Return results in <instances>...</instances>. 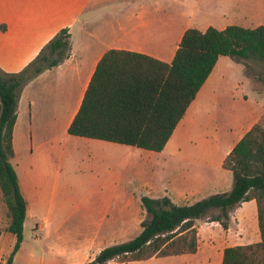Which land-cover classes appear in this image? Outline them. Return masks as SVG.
<instances>
[{
	"label": "crops",
	"instance_id": "1",
	"mask_svg": "<svg viewBox=\"0 0 264 264\" xmlns=\"http://www.w3.org/2000/svg\"><path fill=\"white\" fill-rule=\"evenodd\" d=\"M207 18L205 27L200 25ZM214 23L222 24L217 29L264 25V0H0V69L5 72L26 68L60 29L67 27L70 33L66 56L29 80L17 104L10 162L27 202L23 232L32 192L42 194L39 200L50 193L47 164H64L69 169L81 161L79 144L85 140L70 135L68 127L103 55L115 49L170 62L187 28L204 31ZM230 98L231 104L246 106L242 113L226 106ZM263 111L264 97L254 93L243 64L220 56L165 147L159 152H139L143 167L135 181L139 180L153 198L167 196L175 204L193 203L229 190L232 173L223 167V160ZM100 141L105 140L88 138L89 164H99L100 157L108 158L109 146ZM135 148L131 146L132 151ZM88 178L89 184L102 186L99 192L107 202L96 215L88 240H77V226L36 225L37 231L51 238L49 264H84L86 258L91 260L110 244L105 241L125 216V207H121L115 220L108 219L110 200L119 197L120 179L115 175L101 178L97 171ZM122 197L126 198L124 193ZM105 222L107 228L101 233ZM7 224L0 228V244L5 240L11 246L15 238L6 229ZM197 235L196 252L152 258H167L168 264H222L225 247L260 241L255 200L234 207L226 228L218 221H199ZM21 247L12 264H34L33 253L25 263L19 262ZM5 261L3 258L2 264Z\"/></svg>",
	"mask_w": 264,
	"mask_h": 264
},
{
	"label": "trees",
	"instance_id": "2",
	"mask_svg": "<svg viewBox=\"0 0 264 264\" xmlns=\"http://www.w3.org/2000/svg\"><path fill=\"white\" fill-rule=\"evenodd\" d=\"M69 28L60 29L19 72L0 69V193L8 216L6 229L15 238L4 264H12L23 241L27 202L10 158L17 104L25 84L54 67L70 47ZM220 56L246 66L257 58L264 64V25H228L204 31L187 28L170 62L146 55L108 50L98 62L72 119L68 133L159 152ZM232 173L229 190L193 203L175 204L167 196L143 195L145 211L133 238L102 248L84 264L127 263L194 253L198 222L218 221L227 227L229 212L242 201L255 200L260 241L227 246L222 264H264V113L237 141L223 160Z\"/></svg>",
	"mask_w": 264,
	"mask_h": 264
},
{
	"label": "rangeland",
	"instance_id": "3",
	"mask_svg": "<svg viewBox=\"0 0 264 264\" xmlns=\"http://www.w3.org/2000/svg\"><path fill=\"white\" fill-rule=\"evenodd\" d=\"M211 20L212 18H210V21ZM207 22H209V18L201 20L200 25L205 27L204 25H206ZM211 25L215 28L222 27L221 23H214ZM245 62L246 66L242 64L245 68V74L251 82L254 93L260 96L263 95L264 97V64L257 58H251ZM238 63L240 65V62H237V64ZM241 85L242 84H240V86ZM223 104L224 103L221 102L222 106ZM225 104L238 114L243 112L242 107H246L244 104H231V98L230 101L228 103L225 102ZM204 105L208 107V103H204ZM75 138L77 140H85V143L79 144L80 163L69 169L64 164H47L49 178L47 179L46 185L50 193L48 192L45 194L43 200L38 199V197L42 195L39 192H32L30 195L29 203L31 206L29 208V216L26 218L23 241L21 243L22 247L18 254L20 263H25L29 253H33L36 259L34 264H49V257L47 256L49 252L48 246L52 241L51 238H46L49 234H45L44 231L36 230L37 224L46 223L47 225L49 224L50 228L57 224L58 226H63V228L77 226V240L84 241L89 239V232L94 228L98 219L96 215L107 203L105 201V195L99 192L102 186L89 184L90 179L88 177L92 171H97L101 178L103 176L109 178L115 175L120 179L119 197L115 196L114 199L110 200L109 206L111 213L108 219L115 220L116 211L121 209V207H125V216L117 218H120L118 227L115 229L118 230L111 232L109 238L105 242L111 245L120 241H125L133 238L140 231V221L145 216V211L141 206V197L145 195L153 198V194L139 184V180L135 181L137 174L140 175L139 171H141L143 167V164L138 160V154L144 149L135 148V151H132L130 145L100 141L109 146L108 158L100 157L99 164L94 165L88 163V138ZM27 155L26 153L25 156ZM21 157H23L22 154ZM104 160L105 162L109 161V164H102ZM14 163H16V160H14ZM149 167H153V165ZM93 190L98 194L93 192ZM123 193L126 197L125 199L122 197ZM123 202H125L124 206ZM32 204H34V206ZM112 213L114 216H111ZM45 220H47L48 223ZM7 221V210L5 205H3L0 193V228H3ZM106 222L102 227L101 233L107 228ZM7 244L8 242L5 240L0 244V264H2L3 258L6 259L8 257L12 249L13 244H11V246H7ZM5 248L6 250L3 252ZM85 260L88 261L87 258ZM167 260V258H150L127 263H119L116 260H111L109 264H168ZM63 264L66 263L64 262Z\"/></svg>",
	"mask_w": 264,
	"mask_h": 264
}]
</instances>
